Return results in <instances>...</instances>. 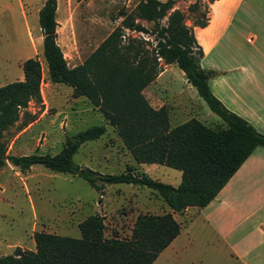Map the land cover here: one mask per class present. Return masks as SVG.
Wrapping results in <instances>:
<instances>
[{
    "label": "trees",
    "instance_id": "1",
    "mask_svg": "<svg viewBox=\"0 0 264 264\" xmlns=\"http://www.w3.org/2000/svg\"><path fill=\"white\" fill-rule=\"evenodd\" d=\"M172 3L173 0H138V15L154 21L160 38L154 52H145L134 60L128 52L110 51L118 43V33L113 31L99 47L102 51L70 66L57 41V0H43L38 21L49 79L72 86L74 96L84 95L98 106L137 162L179 169L181 180L177 185L138 173L131 164L121 172L111 173L75 162L73 154L80 144L104 133L103 123L67 135L56 153L8 154L5 131L18 120L20 108L32 98H41L42 66L34 56L23 61V78L0 85V165L9 159L21 170H27L39 163L51 170L81 176L101 193L106 183L147 186L157 191L174 211L211 201L246 157L257 146L264 147V133L226 107L212 92L209 78L216 71L201 65L203 49L193 27L185 23L184 14L173 9L168 24H160L159 19L172 8ZM198 4L194 1L189 7L195 10ZM208 19L203 12L194 24L205 26ZM160 59L164 63L175 62L184 71L186 79L224 125L212 127L196 117L170 124L167 107L153 106L143 92L161 70ZM78 227L80 237L36 230L34 248L17 245L11 253L0 255V264H151L179 233L180 222L171 211L139 212L129 236L106 237L103 215L91 213L78 222Z\"/></svg>",
    "mask_w": 264,
    "mask_h": 264
},
{
    "label": "rangeland",
    "instance_id": "2",
    "mask_svg": "<svg viewBox=\"0 0 264 264\" xmlns=\"http://www.w3.org/2000/svg\"><path fill=\"white\" fill-rule=\"evenodd\" d=\"M194 1L199 2L198 9L191 10L189 5ZM208 1L173 0L172 8L159 22L166 26L171 10L178 9L184 14L185 23L195 30L194 23L199 16L202 17L203 12L209 16ZM42 3L43 0H0V85L23 78L22 63L28 57L38 58L42 66L41 98H32L20 108L18 120L3 135L8 154L56 153L67 135L73 136L88 126L103 123L106 125L104 133L81 143L73 160L111 173L121 172L131 164L140 173L141 169L100 108L84 95L74 96L72 86L49 79L38 21ZM240 17L246 24L237 37V44L251 49L258 44V39L253 44L247 36L253 34L259 38L257 20L264 18V10L240 11L237 18ZM56 21L57 41L70 66L82 63L93 52L102 51L99 47L113 31L118 33V43L110 51L128 52L131 60L139 59L145 52H154L160 38L154 21L138 15V0H57ZM198 34L208 43L203 30ZM135 52H139L136 57ZM227 58L228 63H236L233 57ZM159 62L162 69L163 59ZM206 64L207 59H204L203 65ZM180 72L181 68L175 63L168 71L177 87L185 80ZM192 88L199 101L194 100V95L191 99L199 110L195 112L189 105L190 108L183 111L184 116L186 113L188 116L180 120L171 118V123H180L196 117L194 115L211 125L221 122ZM184 90L189 98L190 91ZM163 179L175 181L173 177ZM155 194L150 187L126 182L106 183L101 193L81 176L51 170L39 163L21 170L7 159L0 165V255L11 253L17 245L34 248L36 230L80 237L78 222L91 213L103 215L106 237L129 236L138 211L149 205ZM199 225L196 222L192 226L191 240L184 241L185 246L181 244L168 259H159L154 264H238L228 250L219 246L211 233ZM186 236L182 235L185 240Z\"/></svg>",
    "mask_w": 264,
    "mask_h": 264
},
{
    "label": "crops",
    "instance_id": "3",
    "mask_svg": "<svg viewBox=\"0 0 264 264\" xmlns=\"http://www.w3.org/2000/svg\"><path fill=\"white\" fill-rule=\"evenodd\" d=\"M208 3V23L205 26L195 25L194 33L203 49L201 65L216 71V74L209 78L210 88L226 107L264 133V18L257 20L259 38L253 34L247 36V40L253 44L258 39V44H254L251 49H243L237 44V37L246 24L244 18H237V14L254 8L263 11L264 0H213ZM200 30H203L208 43L200 38ZM228 56L233 57L236 63H228ZM204 59H207L206 65H203ZM174 63H164L157 76L143 89L153 106L167 107L172 126L179 123L172 124L171 118L180 120L188 116L187 113L184 116L183 111L190 108L189 105L195 112L199 110L191 99L194 95L196 101L198 96L193 93V85L186 79L184 71L181 69L180 72L185 76L180 87L175 85L168 74ZM184 89L190 91L189 98L185 96ZM194 116L198 118V115ZM206 124L212 127L224 125L223 121L214 125ZM135 165L141 172L173 185H177L181 180L179 169V172H173L168 168L170 166L164 164L135 160ZM171 177L174 178V183L163 179ZM153 192H156L157 196L150 199L149 205H144L138 213L171 211L180 222V231L151 264L157 263L159 259H168L180 249L184 241L189 242L191 228L196 222L200 223L201 229L210 232L217 244L228 250L238 264H264L263 146H257L246 157L215 197L205 205H190L182 211H174L157 191ZM183 234L187 235V240L182 237Z\"/></svg>",
    "mask_w": 264,
    "mask_h": 264
}]
</instances>
